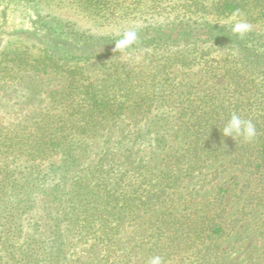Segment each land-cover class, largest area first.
<instances>
[{"label": "trees", "instance_id": "obj_1", "mask_svg": "<svg viewBox=\"0 0 264 264\" xmlns=\"http://www.w3.org/2000/svg\"><path fill=\"white\" fill-rule=\"evenodd\" d=\"M68 1L98 30L42 9L37 41L0 51V105L60 83L51 111L38 106L0 132V264H66L71 233L100 248L98 264H135L138 248L163 264H224L225 243L264 202V0ZM234 18L261 27L239 37ZM127 30L136 42L115 51ZM141 51L138 66L121 58ZM213 70L227 83L211 82ZM233 113L253 123V140L223 135ZM213 159L216 175L233 172L196 204ZM50 181L46 242L25 236L23 219Z\"/></svg>", "mask_w": 264, "mask_h": 264}, {"label": "rangeland", "instance_id": "obj_2", "mask_svg": "<svg viewBox=\"0 0 264 264\" xmlns=\"http://www.w3.org/2000/svg\"><path fill=\"white\" fill-rule=\"evenodd\" d=\"M38 1L39 0H2L1 2L0 0V51L7 41L12 39L18 42L20 40L37 41L36 39L38 36L34 35V32L36 34V30L34 26L32 27V23L37 17L38 11H41L42 9L51 12L52 15L57 16L64 21L79 22L83 27L92 26L93 29L98 30L97 27H94L93 24L95 23L91 20V18L87 17L79 10L77 6H73V4L68 0H43L41 5H39L41 9L34 5ZM2 13H4V17L1 16ZM251 25L252 29H258L261 27V25L258 24ZM101 30H103V28ZM34 50L38 51L39 48H34ZM167 53L169 54L170 50H168ZM146 54V51H141L138 53L125 55L121 58L124 62L131 63L132 66H138L147 62ZM161 54L166 53L161 52ZM212 72L209 73L211 82L220 86H223L227 83L228 79L226 76L222 75V71L213 70ZM202 76L203 73L200 72L199 74L196 73L193 75L192 78H194V81L196 82ZM204 79L208 78L204 77L203 80ZM52 81L54 80L52 79ZM50 82L51 80L46 82V85L49 87H47L39 99H37V97L35 99L31 98L30 100L20 101L26 96L19 99V92L13 89L10 90L12 95L15 94L14 99L19 100L21 103L12 104L13 101L11 104L6 102L1 103L0 132L6 129L10 123H18L21 121L23 118L28 116V113H35L38 110V106H45L49 111H51L54 102L51 92L53 89H57L60 86V83L55 82L54 84L50 85ZM207 84H209V82ZM53 93L56 92L53 91ZM98 144V151L104 155L105 149L103 148H105L106 144ZM49 160L50 159L48 157H45L43 161L44 165H48ZM218 162L219 161L217 159H213L209 163L205 174V176H207V188L201 191V193L195 197L194 201L196 204H201L205 199H207L213 193V187H217L220 182L226 180L233 172V170H229L225 173H222L221 175L219 174L220 176L216 175L214 173V169L217 167ZM77 173L74 176V180L77 176H79ZM208 179L212 180L208 183ZM51 188L50 181L49 185L44 187L46 193L43 194L40 193V191L37 192L35 208L31 210L30 213L24 215L23 222L25 223V232L27 234L25 236L38 237L39 235L44 237L46 242H50V239L51 242L53 241L54 234L51 232V226L48 225V221H50L48 220V206L49 197L51 196L49 194ZM194 188L195 187H193V189ZM232 188H234V186ZM230 191L232 192L228 196V200L232 202L231 204L236 205L233 208V210H235V208H237L242 203V200L239 198L237 189H231ZM183 203L184 201H182L181 204L183 205ZM144 220L145 219L143 218L140 219L136 227L131 228V230L134 232L132 233V238L133 236H136L134 237L132 244H138V241H140L142 238L141 235L143 234V231H145ZM45 232H47L49 235L44 236ZM70 236L73 240L70 248V251L72 252L68 253L65 259V262H67L66 264H98L100 248L95 245H93L94 248L88 247L92 246L93 242L90 239L84 242V238H80L77 233H71ZM51 244L52 243H49L47 245ZM225 246L228 249V253L225 256L224 264H255L256 262L258 263L262 261V258L264 257V202L246 216V219L239 225L238 229L227 240ZM135 252L136 254L134 263L147 264L148 256L145 249L138 248ZM78 257H81L80 262H77Z\"/></svg>", "mask_w": 264, "mask_h": 264}, {"label": "clouds", "instance_id": "obj_3", "mask_svg": "<svg viewBox=\"0 0 264 264\" xmlns=\"http://www.w3.org/2000/svg\"><path fill=\"white\" fill-rule=\"evenodd\" d=\"M221 25V24H220ZM224 26V25H222ZM225 27V26H224ZM230 30L232 33L243 37L252 30V25L246 19H233L230 23ZM137 40V32L135 30H127L120 34V38L115 41V51H124L132 46ZM226 137H243L246 141L253 140L257 131L250 120L241 119V117L233 113L227 123L221 130ZM147 264H163L160 256L151 257Z\"/></svg>", "mask_w": 264, "mask_h": 264}]
</instances>
